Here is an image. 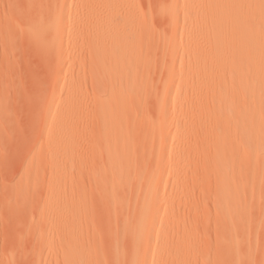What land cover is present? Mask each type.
Listing matches in <instances>:
<instances>
[{"label":"rangeland","instance_id":"374dc122","mask_svg":"<svg viewBox=\"0 0 264 264\" xmlns=\"http://www.w3.org/2000/svg\"><path fill=\"white\" fill-rule=\"evenodd\" d=\"M207 1L0 0V264H264L256 196L264 183L237 168L226 140L222 146L225 133L220 197L208 159L213 132L227 127V139L241 114L230 116L226 103L220 112L212 86L225 72ZM59 14L69 58L60 71L50 40L57 30L40 31L41 21L57 22ZM98 21L120 36L128 24L137 37L132 51L144 57L136 88L120 95V114L95 111L111 72L94 67L89 43ZM71 81L74 106L60 114ZM229 86L222 93L233 111L241 98ZM119 123L135 155L112 170L108 148ZM124 221L132 222L128 229Z\"/></svg>","mask_w":264,"mask_h":264},{"label":"bare ground","instance_id":"6f19581e","mask_svg":"<svg viewBox=\"0 0 264 264\" xmlns=\"http://www.w3.org/2000/svg\"><path fill=\"white\" fill-rule=\"evenodd\" d=\"M91 1L92 0H90V2ZM207 3L209 5V10L211 15L209 16V20H208L210 26L209 27L210 36L212 37L215 43L217 40H220V69L223 70V72H225L223 74L220 73V77H219L220 82L218 81L217 85L213 84L212 86L214 87L215 89L214 92H216V94L220 93V108H222L220 112L223 111L224 108L223 104L226 103L224 109L227 110L225 112H228L229 111L228 109H230V114H229L230 116H232L231 114H237L236 117H238V115L241 114L240 121L237 120L238 123L232 124L230 128H228L229 131L227 133V139H226V132H224L227 129V127L226 129H224V131L222 129L223 132H221V130L220 132L218 131L213 132L215 144L212 146V149L210 150V155L208 159L211 166L214 167L213 169L215 170L216 173L215 175L217 176L216 187H217L218 195L220 197V194L224 195L226 190L225 183L227 184V179L224 177H223L224 179H221L222 177H220V161H218V155L220 154V142L222 141V139L224 140L222 141L223 143L221 142L222 146L224 145L225 140L226 143H228V146L227 147L225 146V148L229 152V155H231L232 160H234V162L236 163L237 168L241 169L242 167H244L246 169L248 168L247 170L249 171L251 169L252 177L253 180L256 181V184L261 183V181H262L261 184L264 183L263 182L264 181L263 180L264 179V0H253V1L252 0H245V1L210 0L207 1ZM53 16L54 15H52V17ZM55 17L57 18V16ZM62 19L63 17L59 14L57 22L50 23L46 21L44 23V21H41L43 22L41 24L43 26V29L41 27L40 30L46 32L48 31V28L50 27L52 28V26L53 29L55 27V30H57L56 32H52V33L49 32V33H50V40L53 39L55 53L57 55L58 71L61 70V65L64 64L65 61L69 59L67 53V43H66L67 38L65 34V28L63 26V23L62 24L60 23ZM78 20L79 19H77V21ZM97 23L93 31L90 28V30L92 31V34L90 32V36L94 34L93 40L91 39L92 41L91 43H89L91 44V52L93 56L92 58H93L94 67L99 69L110 68L111 72L106 75V81L108 85H110V87L107 86L106 93H104L105 96L103 98L102 97H100L101 99L98 98L99 99L97 100L98 105L95 102L96 103L95 111H97L99 114H120V112L122 113V110L126 108L125 103L122 102L120 95H122V91L125 90V88L129 89V86L133 87L132 85L135 83L137 71L144 64L141 63V60L144 61L143 60L144 57L143 59H141V57L138 56L136 53L138 51H134V52L132 51L133 49L137 48V44H136L137 41L134 40L137 37H135V34H131L128 31V29L130 28L128 24H126L127 32H125L122 36H120L117 33H115V31L112 30H109V32H107V30L104 29L105 23L101 24V22L99 23V21ZM35 27L37 28V26ZM46 27L47 29L44 30V28ZM74 28L76 29V27ZM140 32L144 33L143 31ZM86 36L89 38L88 34ZM104 38L107 42L104 41ZM234 42L236 46H234L235 45ZM110 43H115L114 49L111 50L109 48L106 49V47ZM141 44L142 43H140V45ZM223 48L226 50V51L223 50L225 51L224 53H222ZM197 60L200 59L198 58ZM198 62L201 61H197V63ZM71 84L72 87L69 88V94H68L69 100L67 101V104L64 105L65 107L62 108L60 114H68L74 106L73 99L77 86L76 85L74 86L75 84L74 81H71L69 85L71 86ZM228 84L231 85L229 86V88L232 86L237 87V88L232 87L233 89H236L237 92L234 93L233 91L235 90H233L231 91L230 94L232 95L233 92L235 95H238V99L236 98L238 102L240 101L241 98V101L239 102L240 103L239 109L233 110L236 113L232 111L234 107L233 106L231 107L228 101L224 102L226 95L225 96L223 95L222 88H224ZM232 88H230V90ZM243 88L245 89L249 88L248 93L245 92L247 96L245 93H243V91L245 90ZM212 92L213 91L211 88V93ZM223 92L225 93V91ZM229 92H227V94ZM243 94H245V96H242ZM59 100L57 99V101ZM53 102L54 101L52 100V103ZM55 102H56V98H55ZM227 114L228 113H226V115ZM117 119H118L117 121L119 122L120 118L117 117ZM232 123H234V121H232ZM117 129L119 134L116 135V138L112 141L111 146H109L108 148L109 152L111 153L110 155L112 156L111 158V162L113 163L112 164L113 168L111 167L112 170L115 168L122 170L128 167V164L131 165V162L134 159V155H135L133 141L130 134L126 133L127 135L125 134V136L122 134L123 131L121 129H123V127L120 126V123ZM224 133H225L224 135L225 137L222 138L223 137L222 135ZM235 137L236 139H234ZM220 183L223 193H220ZM254 192L255 189L253 188V194ZM262 192L263 193L261 197L259 196L261 192L259 194L256 193L257 195L256 194L255 195L258 197V199L260 198L259 200L257 199L258 203L260 204L259 207L264 209V191ZM256 196L254 197L256 198ZM148 211L151 216H153L156 212L154 206L152 205L149 206ZM219 211H220V207H219ZM137 214L139 215L138 212ZM137 218L134 217V221H132L134 224L136 222L135 226L140 224V219H138L137 221L136 220ZM132 222L124 221V223H126V228L129 227L130 226L129 224H132ZM133 232L134 229L133 231L131 230V236H133V240H134L135 232L134 234H132ZM135 242L136 241H134L133 245L135 244ZM134 249H137V247H135ZM134 253L136 254V252ZM235 257L236 256H234V258Z\"/></svg>","mask_w":264,"mask_h":264}]
</instances>
